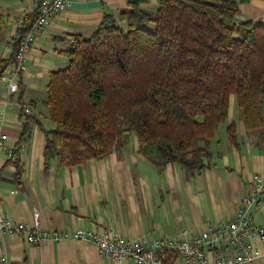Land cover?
<instances>
[{
  "label": "crops",
  "instance_id": "0c3cea01",
  "mask_svg": "<svg viewBox=\"0 0 264 264\" xmlns=\"http://www.w3.org/2000/svg\"><path fill=\"white\" fill-rule=\"evenodd\" d=\"M235 1L237 22L264 24V0ZM34 6V0H0V61L12 54L8 43L17 29L16 17L31 13ZM126 6L127 0H70L36 31L18 90L10 93L0 81L3 129L13 148L10 155L0 149V211L13 220L33 222L37 210L43 227L112 229L127 238L174 237L183 229L191 235L207 222L216 225L230 219L249 195L253 174H264V124L246 129L234 97L199 173L187 175L172 163L157 169L137 152L134 134L104 158L69 166L53 161L45 168L42 127L53 126L45 104L50 74L68 65L64 51L72 35L90 36L105 14L116 15ZM25 106L30 115L22 112ZM230 123L235 126V143L227 133ZM250 213L264 227V193ZM261 248L264 251V243ZM0 257L5 264H135L128 258L111 260L91 241L47 239L35 244L22 233L0 234ZM166 264L185 263L172 252Z\"/></svg>",
  "mask_w": 264,
  "mask_h": 264
},
{
  "label": "trees",
  "instance_id": "16d2710c",
  "mask_svg": "<svg viewBox=\"0 0 264 264\" xmlns=\"http://www.w3.org/2000/svg\"><path fill=\"white\" fill-rule=\"evenodd\" d=\"M151 2L127 0L90 36L72 35L69 63L47 85L45 168L104 158L134 134L157 169L172 163L193 175L232 97L246 129L263 126L264 24L237 22L235 0ZM13 61V52L0 61V76ZM227 133L235 143L234 123Z\"/></svg>",
  "mask_w": 264,
  "mask_h": 264
},
{
  "label": "built area",
  "instance_id": "2783aa9c",
  "mask_svg": "<svg viewBox=\"0 0 264 264\" xmlns=\"http://www.w3.org/2000/svg\"><path fill=\"white\" fill-rule=\"evenodd\" d=\"M70 0H34L31 13L19 14L15 21L17 29L9 40L14 53V61L5 68L0 81L5 83L10 93L19 88L18 77L25 69L27 53L35 40V33ZM32 18L30 27L20 33L26 22ZM24 114L30 115L31 109L23 107ZM3 111H0V149L10 155L13 148L7 145V134L3 129ZM22 147L23 143L20 142ZM264 193V174L255 173L251 179V189L241 205L227 221L216 225L207 222L203 230L191 235L186 229L174 237H153L141 235L127 238L112 229L96 232L85 228L66 230L63 228L43 227L39 213L34 211L33 222L15 221L0 211V234L22 233L30 243L43 240L73 239L91 241L101 254L113 261L121 258L131 259L135 264H166V254L174 252L184 259L185 264H254L263 259L264 227L256 224L251 217V207ZM6 260L0 257V264Z\"/></svg>",
  "mask_w": 264,
  "mask_h": 264
}]
</instances>
